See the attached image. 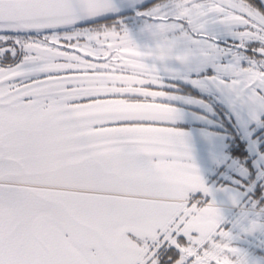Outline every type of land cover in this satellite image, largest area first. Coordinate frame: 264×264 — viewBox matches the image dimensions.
Instances as JSON below:
<instances>
[{"label":"snow or ice","instance_id":"1","mask_svg":"<svg viewBox=\"0 0 264 264\" xmlns=\"http://www.w3.org/2000/svg\"><path fill=\"white\" fill-rule=\"evenodd\" d=\"M0 264H264V0H0Z\"/></svg>","mask_w":264,"mask_h":264}]
</instances>
